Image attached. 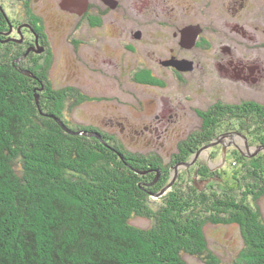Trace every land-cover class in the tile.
<instances>
[{
    "label": "trees",
    "instance_id": "16d2710c",
    "mask_svg": "<svg viewBox=\"0 0 264 264\" xmlns=\"http://www.w3.org/2000/svg\"><path fill=\"white\" fill-rule=\"evenodd\" d=\"M13 61L0 55V264H191L190 255L209 261L215 255L205 227L212 222L237 223L243 264H264V152L232 150L237 168L221 184L195 154L222 124L200 125L169 162L105 132H70L57 118L81 128L64 116L79 91L55 89L46 75H26ZM248 140L264 144L262 135ZM192 159L152 205L175 166ZM137 217L151 224L138 226Z\"/></svg>",
    "mask_w": 264,
    "mask_h": 264
},
{
    "label": "flooded vegetation",
    "instance_id": "af4514ba",
    "mask_svg": "<svg viewBox=\"0 0 264 264\" xmlns=\"http://www.w3.org/2000/svg\"><path fill=\"white\" fill-rule=\"evenodd\" d=\"M58 46L79 76L93 73L113 87L102 75L117 69L155 91L143 104L147 123L222 124L216 147L229 153L226 136L264 137V126L255 127L264 124V0H0V55L51 82ZM167 86L176 87L173 96Z\"/></svg>",
    "mask_w": 264,
    "mask_h": 264
},
{
    "label": "rangeland",
    "instance_id": "374dc122",
    "mask_svg": "<svg viewBox=\"0 0 264 264\" xmlns=\"http://www.w3.org/2000/svg\"><path fill=\"white\" fill-rule=\"evenodd\" d=\"M87 49L90 48L88 47ZM89 51L84 53V57H87V59L94 57L93 51ZM70 60L73 61L71 56L66 58L62 48L58 46L57 56L52 64V71L49 78L54 87L58 88V90H61L60 88L65 84L68 86L77 84L82 88L81 93L79 92L76 95L77 99H69L66 105L65 118L73 122L72 125L74 126L72 127H81L79 130H73L81 131L92 129L101 135V132H105L112 136H117L116 138L120 143H124L130 150H136L145 154L151 151L157 152L166 162H169L177 150L178 144L185 139L192 130L194 131L200 127L201 124L198 122L193 123L182 120L172 122L165 121L163 123L153 122V124L147 123L145 115H143L145 113L143 104L147 106L148 101L156 97L155 91L145 92L141 86H136L135 83L126 81L127 79H125V76H119V71L117 69L113 71V74H115L114 76L102 75L110 82L112 80L116 84V86L112 84L113 87H109L106 82L103 83L97 80V77L93 76L96 74L85 73L83 75L80 72L79 76L77 74L79 71L76 72V68L72 67ZM75 75H77L76 78ZM231 85L234 86L235 82H232ZM169 86L164 88L168 90V94L173 96L176 87ZM43 87L44 85L41 86V88ZM263 90L264 84L259 90V94H261ZM81 94H83V96ZM159 98L163 103H170V97L168 96H159ZM170 110L172 111L167 112L168 114H171L174 108ZM146 127H150V129L147 130ZM151 130L153 132H151ZM251 138L254 140L256 139L255 136ZM222 140L227 147L231 146L232 150L238 149V153L240 152L246 157H256L264 152V144L250 145L249 140L244 136H226L222 138ZM218 142V139L214 138L212 143H207L208 146H206V149H203L201 154L195 157V159L201 157L205 160L212 171L218 172L217 175H219V178H222L220 179L221 184L224 182L227 184V182L232 181L234 171L237 168L235 165L236 162L233 161L236 160V158L228 151L222 152L221 146L216 147ZM195 159H192L189 164L193 163ZM185 166L179 165V168L182 169ZM173 174L174 177L170 183L172 181L174 183L176 179L177 173L175 174L174 172ZM210 176L212 179L215 175L213 177L212 175ZM158 177L159 175L156 176V179H158ZM220 181L214 180L213 184H217ZM164 188L153 193L151 198L153 202L152 205H156L161 197L171 189L169 188L165 193L158 195ZM259 200L261 213H263L264 216V196ZM134 222L138 224V226H149L151 224V220L145 217H137L134 219ZM205 234L209 242L208 246H210L211 253L215 255V258L209 260L212 261L213 264L244 263L240 253L246 247V243L241 228L237 223H209L205 227ZM187 258L191 264H211L209 261L199 258L198 256L190 255L187 256Z\"/></svg>",
    "mask_w": 264,
    "mask_h": 264
},
{
    "label": "water",
    "instance_id": "95a60500",
    "mask_svg": "<svg viewBox=\"0 0 264 264\" xmlns=\"http://www.w3.org/2000/svg\"><path fill=\"white\" fill-rule=\"evenodd\" d=\"M61 123H62V125L68 130V131H70V132H73V133H83V134H88L90 131H88V130H81V131H76V130H73V129H71L70 127H68L60 118H57ZM92 135H96V136H98V137H101V134L100 133H97V132H92ZM201 152H202V149H199V151H197V153H196V155H195V157H198L199 156V154H201ZM182 165H189V162H185V163H183ZM178 168H179V165H177V166H175V174L176 173H178ZM172 185H173V181L166 187V188H164V190L161 192V193H159L158 195H160V194H163V193H165L169 188H171L172 187Z\"/></svg>",
    "mask_w": 264,
    "mask_h": 264
}]
</instances>
